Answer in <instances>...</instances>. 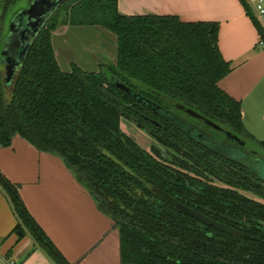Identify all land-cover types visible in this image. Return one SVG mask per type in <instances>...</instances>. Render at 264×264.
Listing matches in <instances>:
<instances>
[{
  "label": "trees",
  "instance_id": "obj_1",
  "mask_svg": "<svg viewBox=\"0 0 264 264\" xmlns=\"http://www.w3.org/2000/svg\"><path fill=\"white\" fill-rule=\"evenodd\" d=\"M22 1L0 0V10L14 16ZM240 1L264 47V18L248 0ZM66 26L113 33L116 61L106 60L96 72L73 63L64 72L52 40ZM218 35L213 22L125 15L119 0H67L33 41L12 85L0 73V146L20 136L59 158L119 230L123 264H264V179L232 154L234 144L222 151L230 139L216 138L205 121L244 143L257 141L245 128L241 104L219 86L233 65L223 58ZM117 81L160 111L119 89ZM123 124L156 145L144 149ZM257 142L264 151V142ZM0 190L18 220L14 233L20 239L30 234L53 263L71 264L29 212L20 186L1 171Z\"/></svg>",
  "mask_w": 264,
  "mask_h": 264
},
{
  "label": "crops",
  "instance_id": "obj_2",
  "mask_svg": "<svg viewBox=\"0 0 264 264\" xmlns=\"http://www.w3.org/2000/svg\"><path fill=\"white\" fill-rule=\"evenodd\" d=\"M119 11L219 24L221 54L233 65L219 86L241 104L247 132L257 140L264 137V47L240 0H119ZM0 171L20 186L29 212L71 264H123L119 230L59 158L17 136L10 147L0 146ZM17 224L0 191L1 254L6 263L55 264L30 234L20 239L14 233Z\"/></svg>",
  "mask_w": 264,
  "mask_h": 264
},
{
  "label": "rangeland",
  "instance_id": "obj_3",
  "mask_svg": "<svg viewBox=\"0 0 264 264\" xmlns=\"http://www.w3.org/2000/svg\"><path fill=\"white\" fill-rule=\"evenodd\" d=\"M26 5V0H24L14 10H18L21 6ZM12 14L11 12L4 15L3 10H0V73L4 77L6 76V67L3 53L7 50L10 43L9 34ZM52 43L57 61L64 72L71 71L73 63H76L85 71L96 72L100 70L101 65L106 64V60L115 62L117 57V37L102 27H62L53 34ZM7 97L10 98V94H7ZM198 125L200 129H203L202 125V128L200 124ZM122 126L124 131L134 136L137 143L144 149L150 150L152 146L156 145L154 139L147 136L136 126L129 124H123ZM257 137L260 142H264V137ZM257 141L249 138L246 139L245 148L243 149V154H246V157L242 153H238L229 142L225 143L224 147L220 149L227 152L228 148L225 146L230 145L229 148L232 150V154L234 153V156L244 159L245 163L255 166L260 161L257 168L261 171L263 168L262 163L264 162V159H262L264 151L260 148ZM256 199L260 200L259 198Z\"/></svg>",
  "mask_w": 264,
  "mask_h": 264
},
{
  "label": "water",
  "instance_id": "obj_4",
  "mask_svg": "<svg viewBox=\"0 0 264 264\" xmlns=\"http://www.w3.org/2000/svg\"><path fill=\"white\" fill-rule=\"evenodd\" d=\"M67 0H33L32 4L21 10L13 19L11 22L10 27V34H9V46L6 51L3 53L4 58V64L6 65V83L8 86L12 85L14 79L16 78L17 72L19 68L24 63V60L26 58L27 52L31 48V45L39 32L45 27L47 21L49 18L56 12V10ZM17 43V50L14 52L13 46L14 43ZM14 52V53H12ZM11 53V55H9ZM115 85L137 99L140 103L144 104L145 106L149 107L150 109L159 112L161 109V106L155 103L154 101L143 97L142 95L134 92L132 89L127 87L126 85L120 83L119 81L115 82ZM178 107L186 111L187 113H190L193 117H196L198 119H201L202 117L198 115L197 113L188 110L187 108L178 105ZM206 123L212 127H214L217 130L224 131L221 127L218 125L213 124L212 122L205 120ZM225 132V131H224ZM228 139L236 141L239 143V147L237 148V152L243 154V147L245 145L244 141L241 140L239 137H237L234 134H231L230 132H225ZM200 138L206 143L211 142L212 144H215L216 141H208L207 139H204L201 135ZM234 154V153H233ZM244 157H246V154H243ZM260 161L254 166L255 170L260 173V176L264 179V162L262 163V170L259 171L257 166L259 165ZM178 207L188 215H191L193 217H197L198 219L206 222H210L208 219L204 218L203 215L196 213L195 211L188 209L187 207L179 204ZM211 224L215 225L216 227L223 229V227L210 222Z\"/></svg>",
  "mask_w": 264,
  "mask_h": 264
},
{
  "label": "flooded vegetation",
  "instance_id": "obj_5",
  "mask_svg": "<svg viewBox=\"0 0 264 264\" xmlns=\"http://www.w3.org/2000/svg\"><path fill=\"white\" fill-rule=\"evenodd\" d=\"M32 2H33V0H31V1H26V3H27V5L26 6H21L20 8H19V11H18V13L21 11V10H23V9H25V8H27V7H29L31 4H32ZM17 13V14H18ZM17 14H15L13 17H12V19L17 15ZM12 19H11V22H12ZM17 43L18 42H16L15 41V43H14V46H13V50H14V52L18 49L17 48ZM17 48V49H16ZM14 52H12V53H14ZM9 55H11V53L9 54ZM5 67H6V65H5ZM154 111V110H153ZM203 125V124H202ZM206 125H208L207 123H206ZM209 127H211V129L212 130H210L209 132H211L214 136H216V138L218 137V139L219 140H222L223 142H224V140L225 139H227V136H226V134H225V132L224 131H221V130H217V129H215L214 127H212V126H210V125H208ZM209 129V128H208ZM224 130V129H223ZM208 131V130H207ZM216 131H218V132H216ZM216 132V133H215ZM211 135V134H210ZM212 136V135H211ZM213 137V136H212ZM225 137V138H224ZM214 138V137H213ZM230 144H234L233 145V147H235L236 148V141H233V140H229L228 141ZM246 144V143H245ZM244 148H245V145H244Z\"/></svg>",
  "mask_w": 264,
  "mask_h": 264
},
{
  "label": "built area",
  "instance_id": "obj_6",
  "mask_svg": "<svg viewBox=\"0 0 264 264\" xmlns=\"http://www.w3.org/2000/svg\"><path fill=\"white\" fill-rule=\"evenodd\" d=\"M250 4L253 6L257 14L264 18V1L263 0H249ZM3 241L0 239V264H7L6 259L2 256V247H3Z\"/></svg>",
  "mask_w": 264,
  "mask_h": 264
}]
</instances>
